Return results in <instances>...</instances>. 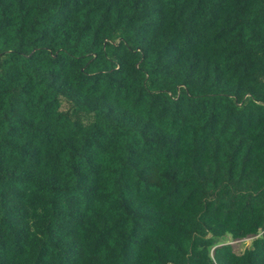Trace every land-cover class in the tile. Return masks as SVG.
Listing matches in <instances>:
<instances>
[{"label":"trees","instance_id":"trees-1","mask_svg":"<svg viewBox=\"0 0 264 264\" xmlns=\"http://www.w3.org/2000/svg\"><path fill=\"white\" fill-rule=\"evenodd\" d=\"M0 264H264V0H0Z\"/></svg>","mask_w":264,"mask_h":264},{"label":"rangeland","instance_id":"rangeland-1","mask_svg":"<svg viewBox=\"0 0 264 264\" xmlns=\"http://www.w3.org/2000/svg\"><path fill=\"white\" fill-rule=\"evenodd\" d=\"M249 238L250 236H246L243 238H236V239H227V242H230L233 249L239 251L249 242Z\"/></svg>","mask_w":264,"mask_h":264}]
</instances>
